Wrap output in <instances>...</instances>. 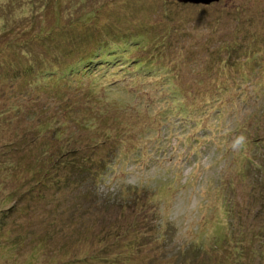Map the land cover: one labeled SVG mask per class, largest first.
<instances>
[{
    "label": "rangeland",
    "instance_id": "rangeland-1",
    "mask_svg": "<svg viewBox=\"0 0 264 264\" xmlns=\"http://www.w3.org/2000/svg\"><path fill=\"white\" fill-rule=\"evenodd\" d=\"M182 2L0 0V264H264V0Z\"/></svg>",
    "mask_w": 264,
    "mask_h": 264
},
{
    "label": "trees",
    "instance_id": "trees-1",
    "mask_svg": "<svg viewBox=\"0 0 264 264\" xmlns=\"http://www.w3.org/2000/svg\"><path fill=\"white\" fill-rule=\"evenodd\" d=\"M183 3V2H182ZM238 11H236L235 12V16H240V12H238ZM259 14H263V12H261V11H256L255 12V15H259ZM239 20H241V18L239 19ZM251 22V21H250ZM160 42L162 43V45L164 46V47H167V49H169V48H172V45H169V42H167V40L165 39V37H161V40H160ZM263 45H264V42L261 44L260 43V39L259 40H256L254 43H253V47L254 48H261V47H263ZM233 45H230V46H227V47H225V50H224V53L223 54H226V53H228V50H229V48L230 47H232ZM123 47H124V49H120L119 47L118 48H113V47H111V53H108V54H106V53H104V55L97 61V63H93L92 61H90V63H88L87 64V66H86V68H84V67H80V66H75L73 69H71V70H69L68 68H66V71H64V72H67V73H64V74H66L67 76L69 75L68 73H69V71H71L72 72V74H75L76 75V79L75 80H77V79H80L81 78V80H78V82L80 83V82H82L83 81V79L85 78V76H86V74H91V73H93L95 76H96V78L97 79H102L103 77H104V75L105 74H108V75H110V73L109 72H105V74H103V76L102 75H100L99 74V72L98 71H96L95 69L97 68V67H99L100 68V66H107V67H116V66H118L120 63H119V61L120 60H122V58L124 57V62L125 61H127V54H129V53H131L130 51H128L127 50V48H125L126 46H124L123 45ZM155 47L156 48H158V49H161L160 48V46H159V43H155ZM230 56H232V55H230ZM229 56V57H230ZM164 58V57H163ZM193 57H191L190 59H192ZM160 61H161V59H156V60H154V63H156V64H158V63H160ZM228 61H229V58H228ZM185 62V61H184ZM138 63H140V60L138 59ZM229 65H231L232 67H233V69H231V71H233V73H237V68L235 67V65L234 64H232V63H228ZM242 66V65H241ZM139 67H141V66H139ZM151 68L153 69V67L151 66ZM163 70H164V72L165 73H169V83H170V85H174V88H172V92H171V94H173V96L171 97V99H169V101H165L166 102V105H167V110H169L171 113H172V115H170V116H172V117H176V115H177V112H176V108L178 107V105H179V100H181V101H184L185 102V100L186 99H184V100H182V97H183V94H184V91H183V89H185V87H182V86H180V85H177V84H175V82H174V80L176 79V78H180V72L182 71V70H180V68H177L175 71H174V69H167L165 66H164V68H163ZM198 71L199 72H203V69H198ZM137 72H139V70H137ZM150 72L151 71H149L148 73H147V75L148 74H150ZM227 72H228V70H227ZM125 73V75L124 76H126L127 77V73L126 72H124ZM71 74V73H70ZM55 75V71L54 72H52V71H50L49 73H48V76L51 78V77H53ZM111 76V75H110ZM215 76H216V74H215ZM126 77H124V79L126 78ZM237 77L238 78H240V77H242L241 79L244 81V82H246V80L249 78V71H239L238 72V75H237ZM87 78V77H86ZM164 78H168L167 77V74H165V77ZM113 79V78H112ZM137 78L136 77H134V81L136 82L137 80H136ZM68 83H70V82H68ZM112 83L114 84V83H120V80H118V81H115V82H113V80H112ZM147 83V81H143V85H145ZM99 84V83H98ZM116 84V85H117ZM185 86V85H184ZM186 89H187V87H186ZM226 89V88H225ZM90 90H93L92 89V87L90 88ZM104 91H106V87H104V89H103ZM187 91H188V89H187ZM187 91H186V94H187ZM225 92H226V90H225ZM104 100V99H103ZM88 102H90V101H88ZM178 102V104H176ZM105 104H102L100 107V110H102L103 108H105L106 106H104ZM155 119H157V118H155ZM98 120H101V121H103V122H106V118H104V117H101V118H98ZM114 122L116 123L117 121L116 120H114ZM114 140V139H113ZM111 142H112V140H111ZM113 149H116V148H113ZM116 151H113V156L115 157L116 156V153H115ZM125 155L126 156H128L129 155V153L126 151L125 152ZM129 157V156H128ZM98 163V162H97ZM79 170H81V169H79ZM83 170L84 171H86V169H84V167H83ZM89 170V169H88ZM88 172V171H87ZM69 179H70V176H69ZM67 182H69V181H67ZM73 184V183H72ZM124 210L125 209H122V218H124L125 216H126V213L125 214H123V212H124ZM143 225H141L140 227H142ZM147 228V227H146ZM145 228V229H146ZM111 230H113V229H111ZM111 230H109L108 231V233H106V234H104V236H106V237H109L110 236V234H111ZM120 239H122V237H117V241L116 242H118ZM109 249H111V248H108V250Z\"/></svg>",
    "mask_w": 264,
    "mask_h": 264
},
{
    "label": "water",
    "instance_id": "water-1",
    "mask_svg": "<svg viewBox=\"0 0 264 264\" xmlns=\"http://www.w3.org/2000/svg\"><path fill=\"white\" fill-rule=\"evenodd\" d=\"M183 1V3H202V4H205V5H207V4H210V3H212V2H217V1H219V0H182Z\"/></svg>",
    "mask_w": 264,
    "mask_h": 264
},
{
    "label": "clouds",
    "instance_id": "clouds-1",
    "mask_svg": "<svg viewBox=\"0 0 264 264\" xmlns=\"http://www.w3.org/2000/svg\"><path fill=\"white\" fill-rule=\"evenodd\" d=\"M242 142H243V137L238 138V140H237V145H239V144L242 143Z\"/></svg>",
    "mask_w": 264,
    "mask_h": 264
},
{
    "label": "bare ground",
    "instance_id": "bare-ground-1",
    "mask_svg": "<svg viewBox=\"0 0 264 264\" xmlns=\"http://www.w3.org/2000/svg\"><path fill=\"white\" fill-rule=\"evenodd\" d=\"M210 133V132H209ZM111 149H113V148H111Z\"/></svg>",
    "mask_w": 264,
    "mask_h": 264
}]
</instances>
